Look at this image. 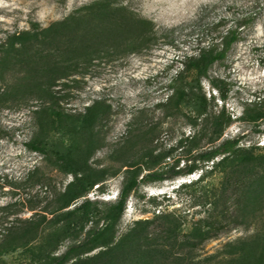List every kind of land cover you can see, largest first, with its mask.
Returning a JSON list of instances; mask_svg holds the SVG:
<instances>
[{
  "label": "rangeland",
  "instance_id": "374dc122",
  "mask_svg": "<svg viewBox=\"0 0 264 264\" xmlns=\"http://www.w3.org/2000/svg\"><path fill=\"white\" fill-rule=\"evenodd\" d=\"M237 19L240 40L201 87L185 75L181 102L172 84L186 57ZM15 33L23 43L0 55V264H264V119L246 116L264 111V0H0V43ZM204 95L197 116L188 105ZM223 109L237 120L222 139L241 138L240 152L192 160L219 144L202 131ZM87 112L92 125L76 130ZM33 142L101 182L58 211L73 175ZM150 154L198 170L141 185L95 246L103 203L118 199L126 166ZM85 199L100 204L80 232L65 214Z\"/></svg>",
  "mask_w": 264,
  "mask_h": 264
},
{
  "label": "trees",
  "instance_id": "16d2710c",
  "mask_svg": "<svg viewBox=\"0 0 264 264\" xmlns=\"http://www.w3.org/2000/svg\"><path fill=\"white\" fill-rule=\"evenodd\" d=\"M240 27L241 20L237 19L235 21L234 27L228 29L226 35L222 37L221 40L217 38L212 39L207 43V45H204V47L200 49L198 55L186 57L183 72L178 75L177 79L172 84V88L176 89V92L180 95L179 97L181 102L186 99V88L183 85L186 79L185 75L190 72H194L196 75V82L198 86L201 87V80L203 78H209L208 74L210 68L217 62L224 60L228 51L240 40ZM22 43L23 33H15L13 35L7 36L5 41L0 43V55L3 56L2 59L9 56L15 50V47L21 45ZM222 99L226 100V97L222 96ZM206 102L207 99L204 95L198 99H195L194 104L188 105V107H190L191 112H194L197 116H200L207 108V105H204ZM90 110L91 109L89 108L87 109V111ZM262 110H264L263 107ZM55 114L59 116L58 113ZM246 116H248L247 118L250 121L258 123L260 120L264 119V111H258L255 115H249L247 113ZM189 119L193 125H196L195 119H192V117ZM234 120H237V118L232 119L230 115H226L224 109L219 112L218 115L211 116L210 122L205 126V129H203L202 132L210 133V144L214 145L217 142H219V144L211 147L210 149L203 150L202 153L192 156V160L214 162L216 158L221 157L222 159L220 161H224L229 156L238 154L240 152L241 138L222 139L225 129L231 123H233ZM92 123L93 119L87 112L84 115L76 117L73 121V126L76 130L83 131L90 127ZM193 136L196 137L197 135L194 133ZM180 146H182V144H180ZM27 148L30 151L46 156L64 173L73 175L72 181L66 186V189L61 196L58 211L66 210L72 206L74 202L86 197L93 186L101 182L100 179L94 178L90 167L86 166L80 169L77 164L62 151H53L48 147L42 146L41 144L35 142L27 144ZM193 150L194 149L191 148L189 155ZM145 158H147V160L144 162L143 167L133 169L138 165L126 166L129 170L124 177L123 186L119 191L118 199L114 203H103L106 206L104 214L106 228L104 230L96 231L90 235L89 241L94 243L95 246H98L97 243L105 236L106 233L110 231L111 226L120 220L126 209L129 197L133 192H136L141 187V185L171 181L185 174L192 175L196 170H198V167L195 165L189 166L185 170H182L181 168L178 169L180 160H178L175 165L169 166L165 163V160L169 158L168 155L154 156L150 154ZM99 204L100 203L98 201L85 199L84 202H82L80 205H77L74 210L67 211L68 213L65 214V217H67L68 220L79 218L77 228L80 230V232H82L92 221L94 209ZM51 261L53 262L52 264H64L65 256L53 257Z\"/></svg>",
  "mask_w": 264,
  "mask_h": 264
}]
</instances>
